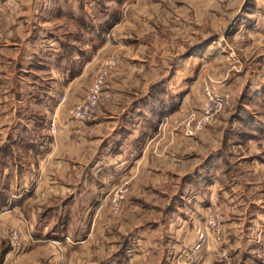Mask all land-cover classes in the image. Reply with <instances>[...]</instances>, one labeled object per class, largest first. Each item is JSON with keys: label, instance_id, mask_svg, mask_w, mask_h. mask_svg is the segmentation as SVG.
Here are the masks:
<instances>
[{"label": "crops", "instance_id": "obj_1", "mask_svg": "<svg viewBox=\"0 0 264 264\" xmlns=\"http://www.w3.org/2000/svg\"><path fill=\"white\" fill-rule=\"evenodd\" d=\"M63 1L62 4L61 0H44V4L50 3L49 20L64 24L67 27L64 34L82 41V46L67 56L70 63L64 65L57 59L49 68L55 77H52V98L48 106L55 113L56 110L61 112L56 113V131L51 133L47 127L49 111L46 116L39 114V123L34 126L29 122L15 134L4 131L2 135V155L16 153L18 160L14 171V167L8 171L6 166L0 165V169L3 168L0 195H4L0 197V211L7 205L0 213V264H224L214 256L210 245L199 250L192 247L204 215L215 209L229 216V239L227 242L224 239L223 244L230 249L231 262L249 264L258 256L259 264H264V204L260 205L262 208L256 205L259 200L248 195L249 181L238 180L234 175L232 183L225 191L221 190L220 195L216 180L209 179L198 189H185L177 207L169 202L162 204L155 198L151 208L147 206L146 210L161 215L148 216L150 221L146 224H137L134 218L128 217L130 210L145 206L140 203L142 197L148 200L144 195H168L162 186L168 185L170 189V184L183 173L186 160H190L186 158L191 156H186L185 152L193 141L174 123V119L180 117L183 98L176 99L175 106V102L161 98L158 89L185 87L192 82L189 74L182 76L197 66L191 64L188 56L207 50L210 45L207 43L214 39L208 34L227 19L236 2L106 0L112 11L106 14V21H100L95 8L99 9L102 0ZM36 5L40 8L42 1L36 0ZM65 5H69V9ZM8 7L9 0H0V39L6 38L4 18ZM89 41L94 43L90 47ZM110 56L116 59L117 65L106 79L104 88L109 93L108 98L102 99L111 98L110 101L115 102L118 100L115 94L120 89H129L131 113L127 111L115 120L112 136L103 135L98 147L93 148L89 135L103 126L99 125L100 118L96 120L102 111V99L95 116L87 121L69 119L64 110L79 98L73 96L76 80L86 71L91 73L88 89L96 69ZM67 72L72 75L63 77ZM138 88L148 89V94L144 92L141 98H136L137 90L131 89ZM61 94L66 96V102L56 105ZM36 99L39 102L40 95ZM138 99L142 100L140 104ZM165 107L170 110L164 113ZM165 115H168L166 120ZM260 129L264 131V124ZM90 154L92 158L85 161ZM3 160L1 157L0 164ZM259 161L264 166V160ZM197 177L184 179L182 184L188 180L192 184ZM111 182H118L111 184V188L122 184L127 187L122 218L114 217L110 207L109 213L105 212L107 202L97 209L94 206L91 224H71L72 212L59 210L60 218L64 217L53 222L50 215L55 212L57 203L51 205L50 211L44 209L47 200L56 195L67 196L62 203L63 209H67L74 199H79L77 195L88 192L93 195ZM188 193H192L194 201L192 207L185 208L184 197ZM201 200L206 201L207 206L202 205ZM100 219L112 220V223H97ZM11 224L21 237L22 248L18 251L6 242L4 226ZM161 228L169 234L165 242L157 245L147 233L160 232ZM244 236L253 241L242 244ZM163 237L161 234L160 238ZM240 237L241 244L237 242ZM173 238L175 241L169 242Z\"/></svg>", "mask_w": 264, "mask_h": 264}, {"label": "rangeland", "instance_id": "obj_2", "mask_svg": "<svg viewBox=\"0 0 264 264\" xmlns=\"http://www.w3.org/2000/svg\"><path fill=\"white\" fill-rule=\"evenodd\" d=\"M41 1L42 6L38 8L36 0H9V7L4 18L6 21L4 29L7 34H5L6 36L3 35L6 38L0 39V48H2L0 63L3 64L0 66V158L3 157L4 163L0 165L6 166L8 171L12 167H14L12 169L14 171L18 158L16 153H7L5 154L6 156L3 153L2 155V145L4 142L2 135L10 131L15 134L18 129L27 126L29 122L33 123L34 126L39 123V114L43 113L46 116L49 111H51V115L61 113L60 110H56L55 113L48 106V101L52 98L50 94L51 83L55 77L52 75L53 72H49V68L57 59L64 65L65 63H70V60H67V56H71L72 51L78 50L82 46V41L68 38L64 34L67 30L64 24H58L49 20L51 17L50 3L44 4V0ZM105 1L98 2L99 9L95 8V13L100 21H104L106 14L112 11ZM227 1L231 2L233 0ZM234 2L236 4H233L232 12L228 14L227 19L215 31H211L208 34L214 39L210 43H207L210 44L207 50L203 53L199 52L196 56H188L191 59V64L197 66L192 72H184L182 76L184 77L189 74L192 82L189 81L185 87L175 85L169 88L158 89V95L164 100L169 101V103L175 102V106L177 105L176 99L183 98L181 101H183L184 105L179 103L183 105L182 108H179L180 116L199 107L202 99V84L205 79H212L220 90L229 91L231 103L214 124L189 137L193 141V144L188 148L189 151L191 150V153L186 151L185 155L190 154L191 156L186 158L190 157V160H186L183 173H179L180 175L176 182L170 184V189L168 185L162 186L168 195L161 193L159 195H144L148 200L142 199V197L140 203L142 206H145L143 208L138 206L136 210H130L128 217L134 218L137 224H146L150 221V216L154 215V217L158 218L161 215L157 211L151 212V209L146 210L147 206L151 208L155 198L159 202L161 201L162 204L169 202V205L174 206L176 204L177 207V203L180 204V199H182V193L185 192V189L188 190L193 187L198 189L201 186H205L203 183L209 179L216 180V187L220 195L222 193L221 190L225 191L230 183H232L233 175L238 180H248L250 183L246 187L248 195H251L250 198H257L259 200L258 204H256L259 207L262 208L260 205L264 204V166L259 161L264 160V131L260 129L264 124V35L262 34L264 31V0H234ZM61 3L63 4L64 1L61 0ZM64 7L69 9L70 6L65 5ZM36 12L38 13L35 15L34 13ZM104 26L105 28L107 27L106 22ZM91 44L94 43L89 41V47ZM66 74L63 77L72 75L70 72ZM90 76L91 73L87 74L86 71L82 77L76 80L73 96L79 97L77 101L85 97L84 92L87 93L88 91L87 85ZM103 90L105 93L102 98L109 95L105 91V88ZM127 90L129 89H124V91L121 89L119 91L116 90L118 91L115 94L118 97V100L115 101L116 103L114 101L111 102V98L107 100L101 98L100 107L102 111L96 120L100 118L99 125L103 126L95 128L91 135H89L90 144L93 148L95 146L98 147V143L101 141L103 135L107 137L112 136V127L115 120H119V117H122L127 111L131 113L129 106L130 98L127 96L129 92ZM132 90H137L136 98H141L144 92L146 95L148 94V89L138 88ZM39 95L41 99L38 102L36 97H39ZM110 95L112 97V92ZM131 95H133L132 92ZM141 101L138 99L137 103L140 104ZM99 104L100 101L98 107ZM68 106L64 110L66 114H68ZM158 106L160 105L158 104ZM168 110L170 109L165 107L162 112L165 113ZM137 117L141 119L142 115H138ZM164 119H168V115H165ZM253 128H256V130ZM100 133H102V136H99ZM14 136L16 137V135ZM15 140L17 141V138ZM92 153L93 157L94 152ZM92 157L90 154L85 161L90 160ZM1 169L0 175L2 174ZM195 176H198L197 180L192 184L189 183V180L186 184H182L184 179L187 180V178ZM116 183L118 182H111L109 185L98 188L99 191L93 195H90L92 192H88L85 195H77L79 199H74L73 204L70 203L67 209H63L64 205L62 204L64 198L67 196L56 195L51 200H47L44 209L45 211H50L51 205L57 203L55 212L50 215L53 222L63 219L64 216L60 218L61 214L59 211H71V224H91L94 222V216H92L94 206L97 209L107 202L108 205L103 206L106 209L105 212L109 213L111 210L112 214L115 215H113L114 217L122 218L124 204L128 198L127 193L120 202L117 212L113 211L109 201V195L113 189L111 188V184ZM11 187L13 188L14 186L11 185ZM2 196L4 195L1 194L0 197ZM184 200L187 206L185 208L192 207L194 196L192 193H188V196H185ZM201 202L202 205L207 206L206 201L201 200ZM6 206L2 208L0 213L3 212ZM82 210L83 217H81ZM178 210L182 209L178 208ZM205 215L202 223L196 229L194 241L197 231L205 226L208 217L218 215L221 225L219 237L215 241L209 239L203 247L210 245L214 249V256L222 259L224 264H227V261L231 262L230 249L225 247L223 241L225 239L227 242L229 239L230 228L227 219L229 216L218 209L209 210ZM98 222L111 224L112 220L100 219ZM4 227L6 229L5 234H7L6 242L13 247L10 235L12 230L17 231V229L12 224ZM17 233L21 241L20 234L18 231ZM161 234H164L162 239L160 238ZM167 234L169 233L162 228L160 232L157 230L147 233L154 241L156 240L157 245L166 241ZM209 235H212V233ZM158 238L161 241H157ZM242 239V244L253 241L250 238L248 239L247 236H244ZM240 240L241 237L237 240L239 244H241ZM173 241H175L174 238L169 239V242ZM156 251L158 252L159 250ZM258 259V256H254L249 264H259L261 260L259 259L258 261ZM231 264L233 263L231 262Z\"/></svg>", "mask_w": 264, "mask_h": 264}, {"label": "built area", "instance_id": "obj_3", "mask_svg": "<svg viewBox=\"0 0 264 264\" xmlns=\"http://www.w3.org/2000/svg\"><path fill=\"white\" fill-rule=\"evenodd\" d=\"M166 2H174L175 0H164ZM221 2L227 0H219ZM116 66V59L112 56L107 57L102 64L98 67L96 74L88 88L85 97L76 101L68 106L67 113L70 117L85 121L89 120L96 112L98 103L104 95L105 81L110 74L111 70ZM66 96L61 94L57 98V104L64 103ZM231 103V95L227 90H220L216 85V82L212 79L206 80L202 84V99L199 107L196 110H191L179 118L174 119L176 127H178L182 133L191 137L196 135L204 128L214 124L219 116L229 107ZM56 114H52L47 120V127L51 133H54L57 129ZM127 193V187L125 184L114 187L109 195V201L114 212H117L120 206V202L124 199ZM220 217L209 216L204 227L197 231L196 239L193 244V248L196 250L201 249L209 239L215 241L219 237L221 225ZM212 233V235H209ZM11 243L14 250L18 251L22 248L21 241L17 231L12 230L10 235ZM227 264H231L227 261Z\"/></svg>", "mask_w": 264, "mask_h": 264}, {"label": "trees", "instance_id": "obj_4", "mask_svg": "<svg viewBox=\"0 0 264 264\" xmlns=\"http://www.w3.org/2000/svg\"><path fill=\"white\" fill-rule=\"evenodd\" d=\"M253 129H255V130H256V128H253Z\"/></svg>", "mask_w": 264, "mask_h": 264}]
</instances>
